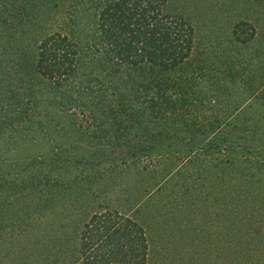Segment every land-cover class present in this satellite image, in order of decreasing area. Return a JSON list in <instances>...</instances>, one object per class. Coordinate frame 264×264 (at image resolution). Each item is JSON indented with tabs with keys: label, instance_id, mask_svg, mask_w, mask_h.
Here are the masks:
<instances>
[{
	"label": "rangeland",
	"instance_id": "374dc122",
	"mask_svg": "<svg viewBox=\"0 0 264 264\" xmlns=\"http://www.w3.org/2000/svg\"><path fill=\"white\" fill-rule=\"evenodd\" d=\"M68 2L0 0L5 87L18 62L31 78L39 41ZM163 9L194 30L190 56L166 87L174 106L197 113L201 132L217 116L221 130H255L250 142L264 146V0H166ZM40 101L53 116L46 133L0 137V264H81L84 223L103 210L142 225L145 264H264V165L226 166L217 154L190 161L166 126L122 135L101 118L88 133L57 113L52 93Z\"/></svg>",
	"mask_w": 264,
	"mask_h": 264
},
{
	"label": "trees",
	"instance_id": "16d2710c",
	"mask_svg": "<svg viewBox=\"0 0 264 264\" xmlns=\"http://www.w3.org/2000/svg\"><path fill=\"white\" fill-rule=\"evenodd\" d=\"M165 2L69 0L59 27L39 41L31 78L25 77L18 62L7 67L13 73L7 76L6 87L7 79L0 80V137L7 133L25 136L37 127L46 133L53 116L39 109V99L49 92L54 95L57 113L66 111L63 115L72 116L73 123L88 133L100 129L101 118L122 135L128 126L134 132L143 129L150 133H156L152 130L155 125L166 126L177 130L175 139L188 145L181 151L190 161L217 154L226 166L241 161L253 167L264 165L263 144L250 142L255 130L232 127L223 131L221 118L215 116L208 118L213 120L201 132L193 127L198 123L197 113L174 106L166 87L171 83L169 76L190 56L194 30L183 18L167 14ZM79 77L86 79L84 84L76 83ZM77 112L89 121L84 124L71 115ZM181 131L192 134L183 137ZM195 131L200 132L199 137ZM80 238L81 264L146 263L144 228L118 210L94 212L84 223Z\"/></svg>",
	"mask_w": 264,
	"mask_h": 264
}]
</instances>
